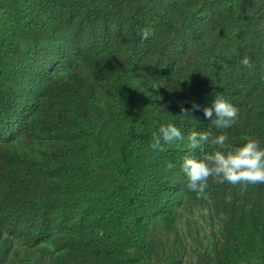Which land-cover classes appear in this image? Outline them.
<instances>
[{
  "label": "trees",
  "instance_id": "16d2710c",
  "mask_svg": "<svg viewBox=\"0 0 264 264\" xmlns=\"http://www.w3.org/2000/svg\"><path fill=\"white\" fill-rule=\"evenodd\" d=\"M0 9L17 38L0 46V247L9 237L68 251L65 264H151L153 205L171 228L197 198L181 170L185 155L201 154L188 134L264 146V0H0ZM65 66L74 72L58 79ZM217 95L239 109L229 129L204 115ZM168 123L184 140L153 150L152 133ZM242 187L211 178L206 194ZM243 190V202L226 200L218 264H264V184Z\"/></svg>",
  "mask_w": 264,
  "mask_h": 264
},
{
  "label": "rangeland",
  "instance_id": "374dc122",
  "mask_svg": "<svg viewBox=\"0 0 264 264\" xmlns=\"http://www.w3.org/2000/svg\"><path fill=\"white\" fill-rule=\"evenodd\" d=\"M14 22L0 9V46L10 48L16 42ZM74 72L68 66L57 73L58 79H67ZM103 105L108 106V98L101 92ZM29 142L21 140L18 148L30 150ZM35 142L31 149H35ZM98 183L107 185L101 173H96ZM206 194L205 198H194L187 202L176 213L175 224L169 227L164 213L153 205V220L149 227L151 237V264H218L226 244V223L224 209L226 200L243 202L245 192L239 194ZM169 206V204L167 205ZM168 207H166L167 209ZM63 217L59 214L58 218ZM0 250L4 253L0 264H65L71 257L68 251L57 246L47 250L30 248L25 242L6 238ZM178 252V255H177ZM178 256L176 259L175 257Z\"/></svg>",
  "mask_w": 264,
  "mask_h": 264
},
{
  "label": "clouds",
  "instance_id": "9594fccd",
  "mask_svg": "<svg viewBox=\"0 0 264 264\" xmlns=\"http://www.w3.org/2000/svg\"><path fill=\"white\" fill-rule=\"evenodd\" d=\"M153 34L150 28H143L140 38L148 40ZM241 64L249 69L254 67L247 56ZM203 111L205 117L219 130L231 128L239 115V109L222 95H217L211 107H205ZM181 112L184 116L187 115V109L183 107ZM187 138L189 149L199 150L201 154L185 155L182 158L181 170L187 179L186 187L195 192L198 198L206 197L211 178H218L219 182H227L232 186H243L242 190L249 185L264 184V146H261L258 139L247 137L242 145L233 147L228 144L229 137L224 131L215 136L207 131H192ZM183 140L184 134L181 130L168 123L161 125L158 133H152L150 147L163 152L164 145ZM206 146L212 151H205ZM167 167L172 169L174 165L168 163Z\"/></svg>",
  "mask_w": 264,
  "mask_h": 264
}]
</instances>
